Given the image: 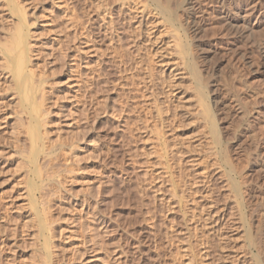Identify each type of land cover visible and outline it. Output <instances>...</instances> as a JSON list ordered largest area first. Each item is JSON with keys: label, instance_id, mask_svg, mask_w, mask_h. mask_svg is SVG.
<instances>
[{"label": "rangeland", "instance_id": "rangeland-1", "mask_svg": "<svg viewBox=\"0 0 264 264\" xmlns=\"http://www.w3.org/2000/svg\"><path fill=\"white\" fill-rule=\"evenodd\" d=\"M16 1L51 110L36 155L0 0V264H264V0Z\"/></svg>", "mask_w": 264, "mask_h": 264}, {"label": "bare ground", "instance_id": "bare-ground-1", "mask_svg": "<svg viewBox=\"0 0 264 264\" xmlns=\"http://www.w3.org/2000/svg\"><path fill=\"white\" fill-rule=\"evenodd\" d=\"M19 1V0H18ZM159 1V0H158ZM6 2H7V4L10 6V8L13 10V11H15L16 10V8H17V12H18V14H19V22H16V27H14L13 29H14V31H13V33L11 34L12 36H11V38H10V40L7 42V44H4V45H2V52L5 54V56H6V59H4V60H7L6 61V64L5 65H7L8 67V69L11 71L10 73L12 74H10L12 77H13V81H14V83L13 84H15V86H16V89H17V91H18V93H19V96H20V99H21V104L23 105V106H25L26 108H27V110H28V114H29V117H30V126H29V128H28V134L30 135V141L32 142V152H33V150H35L36 148H39L38 147V144L39 143H42V142H44L43 144H46L45 143V141H41L42 139H41V127H43L44 126V124H43V121L44 122H46L45 121V119L49 116L48 115V110H51V109H43V107H44V104H43V102L44 103H46L45 102V97H44V91H43V81H41V82H37L34 78H35V75L34 74H36V73H33L34 72V69H33V72L31 71L32 69H30V63H31V61H30V63H29V59H31V57H32V55L34 54L33 52V49L30 47V42H29V32H28V26H30L29 24H28V19H27V15H26V12H25V7L24 8H20L21 7V5L19 4V3H17V1L15 2V0H6ZM157 2V1H156ZM21 3V2H20ZM160 3V2H159ZM17 4V5H16ZM6 5V4H5ZM18 5H19V7H18ZM24 9V10H23ZM146 11V10H145ZM141 12V11H140ZM163 14H164V12H162ZM16 14V13H15ZM146 14V13H145ZM30 16V15H29ZM28 16V17H29ZM18 21V20H17ZM30 22V21H29ZM177 31V30H176ZM32 33V32H31ZM33 34V33H32ZM177 34V33H176ZM175 34V35H176ZM34 35V34H33ZM32 35V36H33ZM177 36V35H176ZM180 37V36H179ZM186 37V36H185ZM177 39V38H176ZM179 39V38H178ZM180 41H182V40H180ZM184 41H185V39H184ZM30 43V44H29ZM188 42H186V44H187ZM180 44V43H179ZM182 44V43H181ZM181 46H183V45H180V47ZM1 52V53H2ZM180 52H182V51H180ZM187 53V52H186ZM182 54H183V52H182ZM180 56H182V55H180ZM34 57V56H33ZM188 62V61H187ZM33 64V63H32ZM31 64V65H32ZM190 65V64H189ZM33 66V65H32ZM32 68V67H31ZM34 68V67H33ZM38 69V68H37ZM42 71V70H41ZM9 72V71H8ZM38 72H39V70H38ZM37 72V73H38ZM194 72V71H193ZM40 73V72H39ZM43 73V72H42ZM38 78H36L37 80H39L40 78H41V75H39L38 74ZM44 76H46V75H44ZM99 77V76H98ZM44 78V77H43ZM100 78V77H99ZM45 79H47V78H45ZM47 83V82H46ZM99 84V83H98ZM44 85H48V83L47 84H45L44 83ZM14 86V85H13ZM50 88V87H49ZM97 89V88H96ZM42 90V91H41ZM44 90H46V88L44 89ZM198 90V89H197ZM196 90V91H197ZM49 91H50V89H49ZM98 91V90H97ZM228 91H229V89H228ZM16 92V91H15ZM40 92H41V94H40ZM43 92V93H42ZM51 93H52V91H50ZM234 92V91H233ZM51 93H50V95H51ZM38 94H40L41 96H42V98L40 99V97H38ZM45 95H46V93H45ZM49 95V96H50ZM203 96L204 95H202L201 97L203 98ZM201 97H199V99L201 98ZM204 99V98H203ZM203 99H200V100H203ZM47 100V99H46ZM49 100V99H48ZM96 101V100H95ZM98 103V102H97ZM100 103V102H99ZM98 103V104H99ZM201 103V102H200ZM204 103H206V102H204ZM97 104V105H98ZM202 104L203 103H201V106H202ZM100 105V104H99ZM48 106V105H47ZM206 106H207V104H206ZM202 107H204V106H202ZM20 108V107H19ZM46 108V107H45ZM208 108V107H207ZM207 108L205 109L206 111H208L207 110ZM25 109V108H24ZM97 109V108H96ZM209 109V108H208ZM26 110V111H27ZM47 110V111H46ZM99 110V109H98ZM243 110V109H242ZM242 110H241V112H242ZM23 112V114H24V112H25V110H22ZM206 111H204L205 113H206ZM210 111V110H209ZM208 111V112H209ZM96 112H98L97 110H96ZM207 112V114L209 115V113ZM47 113V114H46ZM205 113H202V115H205ZM96 114V113H95ZM211 114V113H210ZM244 114V113H243ZM48 115V116H47ZM51 115V114H50ZM206 115V117L207 118H209V116L211 117V115ZM44 116H47L46 118L44 117ZM44 117V118H43ZM50 117V116H49ZM207 118H205V119H207ZM44 119V120H43ZM48 119V118H47ZM46 119V120H47ZM207 120H209V119H207ZM48 121V120H47ZM206 121V120H205ZM210 121H212V120H210ZM27 122V121H26ZM209 122V121H208ZM213 122V121H212ZM47 123V122H46ZM209 123H211V122H209ZM208 123V124H209ZM22 125V124H21ZM50 125V124H49ZM49 125H46L45 126V128L48 126L49 127ZM215 125V124H214ZM211 127H212V129H213V127L214 126H212V125H210ZM26 127H28V126H26ZM210 127V128H211ZM41 128V129H40ZM214 129H216V128H214ZM213 129V130H214ZM45 130H47V129H45ZM161 133V132H160ZM47 134H49V132H47ZM43 135L45 136L46 134H44L43 133ZM42 135V136H43ZM160 135V134H159ZM165 135V134H164ZM44 140V139H43ZM47 142V141H46ZM217 144H218V141H217ZM40 145V144H39ZM166 145V144H165ZM49 148V147H48ZM174 149V148H173ZM173 149H171V150H173ZM38 150V151H37ZM41 150V149H40ZM51 150V149H50ZM30 151H31V149H30ZM37 154L36 155H38V152H39V149H36V151H35ZM174 152H176V151H174ZM30 153V152H29ZM162 153V152H161ZM31 154V153H30ZM45 153H43V155H44ZM175 154V153H174ZM173 154V155H174ZM35 155V154H34ZM35 155V156H36ZM31 156V155H30ZM33 156V155H32ZM31 156V157H32ZM35 156H33L32 157V159H33V163H34V159H36L35 158ZM40 156V155H39ZM47 156V155H46ZM37 157V156H36ZM160 162V161H159ZM37 163V162H36ZM161 163V162H160ZM169 163V162H168ZM37 165V164H36ZM40 167H38V169H39ZM37 169V170H38ZM38 175L40 174V172L39 173H37ZM39 179H40V175H39ZM47 179H49V178H47ZM42 181V180H41ZM45 183V182H44ZM51 183V182H50ZM50 183H49V185H50ZM56 184V183H55ZM43 185V184H42ZM46 185V184H45ZM32 187V186H31ZM42 187H44V185L42 186ZM46 187V186H45ZM33 188V187H32ZM35 188V187H34ZM34 188L33 189H31V190H34ZM40 188V187H39ZM36 189V188H35ZM38 189V188H37ZM43 189V188H42ZM41 189V190H42ZM50 189V192H51V187L49 188ZM53 190V189H52ZM29 191V190H28ZM45 191V190H44ZM40 194H41V191H40ZM34 195V194H33ZM42 195V194H41ZM46 195V194H45ZM43 196V195H42ZM42 199V198H41ZM35 202V201H34ZM40 204V203H39ZM185 204V203H184ZM33 208H34V210L36 211V215H37V217H39V224H40V232L43 234H41V236L42 237H44L45 235H44V232L46 231V232H48V231H50V229L48 228L47 229V227H49V224H48V226H47V221H46V219H44L43 218V216L41 215L42 214V212H40L39 211V208H38V206H36V204L34 203L33 204ZM183 206V205H182ZM32 208V207H31ZM43 209V208H42ZM208 209V208H207ZM211 209V208H210ZM203 210V209H202ZM191 211H192V209H191ZM206 211V210H205ZM45 212V211H44ZM203 213V212H202ZM207 213H209V211L207 212ZM35 215V216H36ZM203 215V214H202ZM210 216V215H209ZM208 216V217H209ZM193 218H195L194 216H193ZM193 218H192V220H193ZM210 218V217H209ZM206 219V218H205ZM208 219V218H207ZM195 220V219H194ZM45 232V233H46ZM46 236H47V234H46ZM45 236V238H44V240H45V242L42 244L43 245V249H44V251L46 252V254L49 256V254H50V237H46ZM45 255V254H44ZM47 256V258L49 259V257ZM46 258V257H45ZM47 264H51V261H50V263L48 262ZM179 264V263H178Z\"/></svg>", "mask_w": 264, "mask_h": 264}]
</instances>
